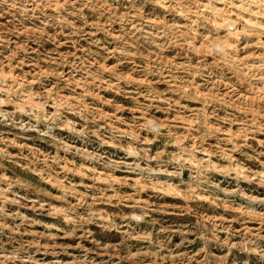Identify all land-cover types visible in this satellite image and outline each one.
<instances>
[{"label": "rangeland", "instance_id": "374dc122", "mask_svg": "<svg viewBox=\"0 0 264 264\" xmlns=\"http://www.w3.org/2000/svg\"><path fill=\"white\" fill-rule=\"evenodd\" d=\"M0 264H264V0H0Z\"/></svg>", "mask_w": 264, "mask_h": 264}]
</instances>
